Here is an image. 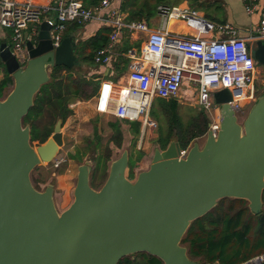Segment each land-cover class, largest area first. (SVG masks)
<instances>
[{"label": "water", "instance_id": "obj_1", "mask_svg": "<svg viewBox=\"0 0 264 264\" xmlns=\"http://www.w3.org/2000/svg\"><path fill=\"white\" fill-rule=\"evenodd\" d=\"M50 29L43 21L37 42L25 33L30 57L25 67L7 42L0 45V58L15 80L7 97H0V264H118L139 252L165 264H202L189 257L182 239L222 198L248 200L264 224V93L241 123L227 103L228 89L215 93L222 104L217 138L209 132L186 158H179L181 145L172 140L135 180L127 176L130 157L124 151L98 190L90 184L87 162L79 167L74 201L59 212L53 184L39 190L31 173L59 153L63 121L57 120L52 136L37 148L30 125L23 124L36 93L50 80L49 68L76 64L73 39L65 37L54 50ZM252 54L264 66V40L252 44ZM262 261L258 256L243 264Z\"/></svg>", "mask_w": 264, "mask_h": 264}, {"label": "built area", "instance_id": "obj_2", "mask_svg": "<svg viewBox=\"0 0 264 264\" xmlns=\"http://www.w3.org/2000/svg\"><path fill=\"white\" fill-rule=\"evenodd\" d=\"M110 5L111 0H101L93 6H87L84 0H0V29L3 35L7 29L12 31L9 46L20 67H25L30 59L25 33H29L28 39L37 42L43 21L51 26L50 39L55 50L65 38L69 24L103 19L112 27V33L109 46L95 54V61L101 64L111 62L112 48L125 30L144 34L145 43L139 56L130 51L141 62L134 64L136 67L133 66L126 83L102 82L96 109L100 115L140 121L145 128L156 125L149 116L155 99H176L203 108L209 119L206 135L212 132L217 138L222 123V114L217 109L222 104L216 102V92L223 89L231 92L232 100L227 103L236 114L243 111L246 101L257 100L259 69L252 44L264 40V14L256 30L243 37L231 23H214L189 4H159L160 25L156 29L144 20L126 19L120 10L114 9L102 18V12ZM254 9L253 5H247L249 12ZM172 20H182L193 34L171 32ZM190 149L191 145L181 147L179 158H186Z\"/></svg>", "mask_w": 264, "mask_h": 264}, {"label": "trees", "instance_id": "obj_3", "mask_svg": "<svg viewBox=\"0 0 264 264\" xmlns=\"http://www.w3.org/2000/svg\"><path fill=\"white\" fill-rule=\"evenodd\" d=\"M138 1L125 0L123 9L130 14L128 20H140L139 16L143 14L145 5L136 7ZM144 1L145 4L148 2V0ZM170 2L171 0H156V3L159 4ZM196 2L198 1L196 0ZM217 20L219 23L226 22L225 18ZM72 25L73 28L82 26L77 22L72 23ZM69 29L68 25L65 37H71ZM111 33V26L102 27L93 37L76 43L74 53L76 56L79 54L77 58L91 65L99 64L95 61V54L98 50L109 46ZM126 35L127 33H125V37ZM11 36L12 33L3 35L0 29V45L3 42L10 44ZM128 50L129 46H126L121 52H128ZM119 59H121L123 66L116 65V67L124 70L129 63V58L122 57ZM0 67L4 69L5 73L0 82V96L2 97L4 90L10 85H14V78L8 72L1 58ZM63 71H67L68 74H62ZM93 78L94 76L76 77L73 74V69L64 65L52 68L49 82L43 84L36 93L34 105L23 119L24 125H30L32 142H46L54 132L57 120L62 119L63 124L66 122L68 117L73 114V110L69 107L72 100H88L95 95L97 83L89 89L95 84L92 83V81L95 82ZM159 103L160 113L169 123L167 129L162 125L159 126L157 143L161 149H166L172 140L178 141L181 147H187L195 139L206 134L209 119L205 111L193 114L187 122H184L180 114L181 104L178 100L160 99ZM151 113L153 117L159 119V114L154 109ZM46 120L48 122H45ZM111 128L113 135L109 141L121 148L124 132L120 121L111 123ZM130 130L135 137L139 136L141 122L135 121L134 125H130ZM129 167L130 172H132L135 162H130ZM182 244L188 248L191 259L201 261L203 264L215 262H219V264H243L258 256H263L262 264H264V224H261L259 216L250 209L249 201L242 198L220 199L212 210L191 223L182 239ZM118 264H164V261L147 252H139L122 258Z\"/></svg>", "mask_w": 264, "mask_h": 264}, {"label": "rangeland", "instance_id": "obj_4", "mask_svg": "<svg viewBox=\"0 0 264 264\" xmlns=\"http://www.w3.org/2000/svg\"><path fill=\"white\" fill-rule=\"evenodd\" d=\"M171 1L174 2L173 0ZM205 1L208 3L211 0ZM177 3L178 1L174 4ZM194 8L204 11L206 13L205 18L207 19H211L213 14H222L221 11L214 10L204 4L195 5ZM52 16L55 17V14ZM6 32L9 35L12 33L9 29H7ZM77 56H79V54H77ZM79 60L80 61L76 62L75 66L72 67L73 74H75L76 77H92L90 74L91 67L80 58ZM257 68L259 69V75L256 77V88L259 89L258 95L261 96L264 93V66L257 61ZM0 71H4V69L1 67ZM51 73L52 68L50 67L49 74L51 75ZM62 74L67 75L68 72L63 71ZM96 82L97 81H92V83L95 84L89 89L95 86ZM92 98L88 100L74 99L69 103V107L73 110V114L68 117L62 127V132L64 134L63 146L60 148L59 153L52 162L37 165L31 173L32 182L39 190H43L48 184L56 183V175L65 171H68L69 174L72 173L75 177L74 181L76 182L78 180L79 167L87 162L91 163L90 184L93 188L100 189L109 176L112 163L118 159L124 151L129 152L130 160L136 162V170L139 172L140 169L149 167V163L151 162L155 151L161 149L157 143L159 126L162 125L167 129L169 123L160 113V99H155L149 113L150 118L156 123V125L147 126L144 134L142 135L143 132L141 131L140 136L136 139L131 132L128 131L129 126L126 124L134 125L135 121L128 120L127 122H124L112 116L99 115L95 110ZM79 100H82L83 103H78ZM245 103H248V101ZM254 103L255 102L250 105L248 104L244 110V114L241 112L238 113L239 122H244ZM180 104V114L184 122H187L189 117L193 114L204 111L199 105L193 102H181ZM153 109L159 114V119L153 117L151 113ZM117 121H120L123 132H127L126 142L123 136L124 143L121 148L117 147L114 142L109 141L113 135L111 123H116ZM45 122L48 121L46 120ZM204 140L205 139L203 138L201 141ZM40 144L42 143L39 141L32 142L34 148H37ZM61 169H63V171H60ZM129 169L130 168L127 169L128 177L130 174ZM41 181L47 183L41 186Z\"/></svg>", "mask_w": 264, "mask_h": 264}, {"label": "crops", "instance_id": "obj_5", "mask_svg": "<svg viewBox=\"0 0 264 264\" xmlns=\"http://www.w3.org/2000/svg\"><path fill=\"white\" fill-rule=\"evenodd\" d=\"M45 1H47V0H41V2H45ZM100 1L101 0H84V2L88 6H93L97 3H100ZM173 1L174 2L171 1L170 3H164V4H169V5L189 4L192 7H195V5H198V4L199 5L204 4V5H208L210 8H212L214 10L221 11L222 12L221 15L213 14L211 16V19H209V20L213 21L214 23H219L217 19L225 18L226 22H229L234 27H236L239 30L240 36H243V37H247L250 33L254 32L256 30V28L258 27V25L260 23L261 18L263 17V14H264V0H211L208 3L205 0H197L198 2H196V0H192V1L191 0H173ZM176 1H178V3L174 4ZM124 2H125V0H111L110 7L102 12L101 17L103 18V16H107L108 14H110V12L112 10L115 9V10H120L123 13V15L125 16V18L128 19L130 17V14L127 10L125 11L123 9L124 4H125ZM144 2H145L144 0H139L137 2V5H136V7H139L142 4L145 5L143 14L141 16H139L140 20L146 21L152 29H156L160 25V17L157 13V6L159 5V3H156V0H151V1L148 0V2L146 4ZM249 4L253 5L255 8L252 12H249L247 10V5H249ZM149 10L153 11V13H151V11H149ZM199 11L203 15H206V13L204 11H202V10H199ZM137 20H139V19H137ZM102 27H110V25L107 22H105L103 19H93V20L89 21L88 23L82 24V26L75 27V28H73V25L71 23V24H69V28H70L69 33H70L71 38L73 39V41L75 42V45H76V43H78L80 41H84V40H87V39L93 37ZM169 30L173 33H177V34H181V35L193 34V30H191L186 25V23L183 22L182 20L170 21ZM125 33H127L126 37H125ZM215 36H216V34H215ZM144 43H145L144 34H142V33H138V34L137 33H130L128 31L127 32L125 31V32H123L120 39L117 40V43L112 48V53H111L112 60L110 63H108V64L99 63L100 65L99 64L91 65V64L87 63V65H89L91 67V72H90L91 76L92 77L94 76V78H93L94 81H97L96 82L97 83V90L95 92V95L92 98L96 112H97V109H96L97 96H98L99 90L101 88L102 82L104 80H111V81H114L116 83H126L128 80V75H129L130 71L133 69V66L136 67V65H134V64H136V62L137 63L141 62V61L137 60V58H133L130 54V51H135L139 56ZM8 45H9V43H8ZM126 46H129L128 52H121L124 50V48ZM122 57L129 58V63L124 70L118 69L116 67V65L121 66V67L123 66L121 59H119ZM79 61L80 60L77 58L76 62H79ZM139 66L144 67V65L142 63H140ZM4 76H5L4 71H0V82L4 78ZM14 84H15V80H14ZM13 87H14V85H10L9 87H7L3 92V96L2 97L0 96V97L2 99L6 98L7 95L13 89ZM256 91L258 93L259 89L256 88ZM258 97H259V95H258ZM157 99H159V98H157ZM78 103L82 104L83 101L79 100ZM248 104L250 105L252 103H244L243 104V111L241 113H243V114L245 113L244 110L248 106ZM75 105H77V104H75ZM217 111L221 112V107L219 109H217ZM102 116H112V115H102ZM237 116H238V114H237ZM112 117H114V116H112ZM114 118H116V117H114ZM118 120L124 121L121 119H118ZM126 124L129 126L128 131L131 132L130 124H128V123H126ZM145 130H146L145 127L144 126L142 127V124H141V131L143 132L142 135L144 134ZM126 133H127L126 131L123 133L125 142L127 139ZM131 134H132V132H131ZM139 136H137V137L134 136V138L137 139ZM203 138L205 140L201 141V140H203ZM206 139H207V135L205 134V135L197 138V141L195 139V141L198 142L201 146H203L206 142ZM195 141H193V143L190 144L191 147L194 145V143H196ZM154 155H155V153H154ZM154 155H153V157H154ZM152 161H153V158L151 159V162L149 163V167L144 168V169H140L139 172H137L136 162L130 160L129 164H130V162L131 163L135 162V167L133 168L132 172H130V169H129L130 174H129L128 178L135 180L140 172L148 170L150 168ZM128 168H130V167H128ZM60 171H63V169H61ZM78 173H79V171H78ZM74 178H75L74 175L72 173L69 174L68 171L61 172V174L56 175L57 181H56V183L53 184V187H54L53 198H54L55 206L59 212H63L64 210H66L74 201V191H75V187L77 184V181L75 182ZM45 183H47V182H45ZM45 183L41 181L40 185L41 186L45 185ZM49 185L50 184L45 186L43 190H45ZM96 190H98V189H96Z\"/></svg>", "mask_w": 264, "mask_h": 264}, {"label": "bare ground", "instance_id": "obj_6", "mask_svg": "<svg viewBox=\"0 0 264 264\" xmlns=\"http://www.w3.org/2000/svg\"><path fill=\"white\" fill-rule=\"evenodd\" d=\"M252 264H256L255 262H253Z\"/></svg>", "mask_w": 264, "mask_h": 264}]
</instances>
